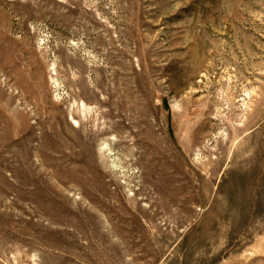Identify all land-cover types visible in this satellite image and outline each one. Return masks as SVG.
Masks as SVG:
<instances>
[{
    "label": "rangeland",
    "instance_id": "1",
    "mask_svg": "<svg viewBox=\"0 0 264 264\" xmlns=\"http://www.w3.org/2000/svg\"><path fill=\"white\" fill-rule=\"evenodd\" d=\"M0 264H264V0H0Z\"/></svg>",
    "mask_w": 264,
    "mask_h": 264
}]
</instances>
